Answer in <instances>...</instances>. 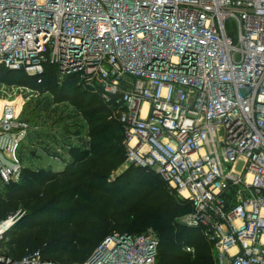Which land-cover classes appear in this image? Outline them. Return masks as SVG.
<instances>
[{"label": "built area", "instance_id": "2783aa9c", "mask_svg": "<svg viewBox=\"0 0 264 264\" xmlns=\"http://www.w3.org/2000/svg\"><path fill=\"white\" fill-rule=\"evenodd\" d=\"M0 65L29 76L53 65L99 94L117 109L127 162L191 204L183 224L215 263L264 264V0H0ZM5 110L1 134L25 132ZM13 155L0 157L4 183L20 176ZM18 217L0 222V264L158 262L153 229L116 232L83 262L41 249L15 259L1 243Z\"/></svg>", "mask_w": 264, "mask_h": 264}, {"label": "trees", "instance_id": "16d2710c", "mask_svg": "<svg viewBox=\"0 0 264 264\" xmlns=\"http://www.w3.org/2000/svg\"><path fill=\"white\" fill-rule=\"evenodd\" d=\"M15 78L41 95L52 94L54 102L70 101L86 120L92 140L89 150L71 151L74 161L64 170H30L23 182H3L0 222L20 204L26 210L3 238L9 255L21 259L41 249L45 257L83 262L106 237L151 228L160 239L157 264H215L213 245L201 230L178 221L192 210L191 204L167 189L158 174L161 181L147 182L135 173L148 169L133 165L111 179L126 151L123 126L113 114L117 109L73 76L60 81L53 65L39 76L0 65V82ZM187 245L195 249L193 254L185 250Z\"/></svg>", "mask_w": 264, "mask_h": 264}, {"label": "rangeland", "instance_id": "374dc122", "mask_svg": "<svg viewBox=\"0 0 264 264\" xmlns=\"http://www.w3.org/2000/svg\"><path fill=\"white\" fill-rule=\"evenodd\" d=\"M227 25L228 31L236 35L235 22L229 20ZM17 80L15 78V81L0 82V157L3 158L5 164L13 165L15 163L13 151H15L20 165V176L15 177V181L23 182L26 177L25 173L30 170L60 171L66 169L74 161L71 151L73 149L89 150L92 138L87 135L88 124L82 113L70 101L54 102V97L50 93L35 97L33 89ZM9 106L14 107L17 120L26 122L28 126L25 132L22 133L15 129L10 135L8 134V137V135L1 134V122L5 109ZM78 131L81 133L77 134ZM18 137L19 144L14 149L13 139ZM123 157L121 166L110 174L111 179H115L133 166L126 160V151ZM135 174L137 178H143L147 182L160 180L154 170L148 169L145 174L137 171ZM165 185L167 189L175 191L167 184ZM4 186L0 178V188L3 189ZM134 187L138 189L137 185ZM173 194L179 198L176 191ZM24 213L26 210L24 211L23 205L20 204L11 215L19 214V220ZM186 214L178 218L182 225H184L183 219ZM69 257L71 256L68 255L67 258L71 259Z\"/></svg>", "mask_w": 264, "mask_h": 264}]
</instances>
